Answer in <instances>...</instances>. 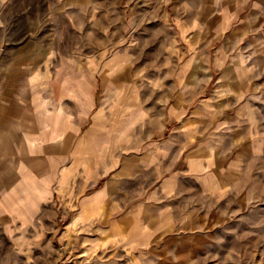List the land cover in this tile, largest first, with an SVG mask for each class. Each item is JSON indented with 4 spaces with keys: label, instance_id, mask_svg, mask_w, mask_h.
I'll use <instances>...</instances> for the list:
<instances>
[{
    "label": "rangeland",
    "instance_id": "rangeland-1",
    "mask_svg": "<svg viewBox=\"0 0 264 264\" xmlns=\"http://www.w3.org/2000/svg\"><path fill=\"white\" fill-rule=\"evenodd\" d=\"M0 0V264H264V1Z\"/></svg>",
    "mask_w": 264,
    "mask_h": 264
},
{
    "label": "crops",
    "instance_id": "crops-1",
    "mask_svg": "<svg viewBox=\"0 0 264 264\" xmlns=\"http://www.w3.org/2000/svg\"><path fill=\"white\" fill-rule=\"evenodd\" d=\"M211 1H213V0H211ZM263 1H264V0H259V2H258L259 5H258V6H260L261 4H263Z\"/></svg>",
    "mask_w": 264,
    "mask_h": 264
}]
</instances>
